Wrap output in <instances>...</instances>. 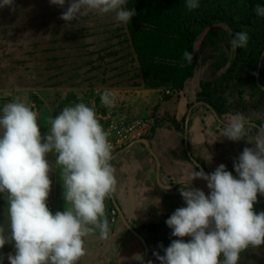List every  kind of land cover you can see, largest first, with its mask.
Listing matches in <instances>:
<instances>
[{"label": "rangeland", "instance_id": "obj_1", "mask_svg": "<svg viewBox=\"0 0 264 264\" xmlns=\"http://www.w3.org/2000/svg\"><path fill=\"white\" fill-rule=\"evenodd\" d=\"M221 1L235 15L232 24L214 22L194 43L193 51L185 32L190 14L185 0H129L128 8H135L137 14L127 24L118 23L112 14L99 13L65 22L59 17L67 2L61 8L51 5L49 0H15L14 10L0 8V110L18 97L37 112L42 137L50 128V117L55 118L64 108L78 103L96 111L105 131L112 122L138 119L148 124L146 136H151L160 126L172 124L175 117L182 121L183 129L161 132L165 137L175 138L177 154L184 158L186 117L193 107L189 120L190 142L196 141L198 148L190 145L191 155L205 163L210 172L220 164L226 165L227 160L234 165L243 149L254 145L247 138L234 142L221 136L224 125L236 114L256 126L264 124V18L254 12L255 6L264 4V0H254L253 4L249 0ZM211 30L220 34L218 43L201 48L203 36ZM238 31H246L250 37L247 47L243 48L245 58L239 59L234 75H226L238 54V48L233 49L231 45ZM185 50L194 54L191 64L183 58ZM198 56L202 59L200 82L195 78ZM207 82L216 87L218 96L239 103L232 112L221 115V121L211 108L199 103L205 101L202 84ZM105 91L112 96L110 106L101 104L100 94ZM157 121L161 122L159 126ZM256 136V128L250 129L248 139L254 141ZM47 159L53 166L47 205H54L60 166L55 163L54 154H49ZM187 164L200 171L190 158ZM185 174L182 172L180 177L185 178ZM187 175L191 177L190 172ZM193 182L196 188L209 194L206 181ZM111 206L105 217L111 223L109 235L113 239L107 248L106 241H98L97 252L102 249L98 264H120L116 256L114 262L106 261L107 251L116 253L124 237L117 232L119 219L112 221ZM185 206L181 195L168 194L149 208V220L140 226L133 222L149 245L146 264L149 261L160 264L153 253L165 254L164 241L171 244L174 239L185 242L191 239L172 236V230L165 223L177 208ZM253 210L264 211V195H257ZM7 215L5 196L0 194V225L7 223ZM83 239L85 243L86 237ZM122 250L124 258L130 256L128 248L122 247ZM0 253L5 256L3 264H9L7 254H15L14 242L6 243ZM98 256L94 257L93 264ZM82 257L77 264H81ZM143 261L144 247L138 264ZM238 264H264V245L243 251Z\"/></svg>", "mask_w": 264, "mask_h": 264}, {"label": "clouds", "instance_id": "obj_2", "mask_svg": "<svg viewBox=\"0 0 264 264\" xmlns=\"http://www.w3.org/2000/svg\"><path fill=\"white\" fill-rule=\"evenodd\" d=\"M66 2L59 17L65 22L99 13L127 24L137 14L135 8H128L129 0H49L61 8ZM4 7L14 10L15 0H0V8ZM185 7L195 10L200 0H185ZM254 12L264 18V4H257ZM249 39L246 31H238L231 45L245 48ZM183 58L191 64L194 54L185 50ZM100 100L105 106L113 104L108 91L100 94ZM0 111V194L8 212L7 223L0 225V249L14 242L15 254H7L9 264H77L85 255L84 237L95 229L101 238L109 233L104 201L117 186L109 133L96 111L84 103L50 117L43 137L37 112L18 97ZM252 128L257 130L254 141L248 139ZM221 136L234 142L247 138L254 147H245L234 161L238 178L220 164L211 174L193 170L190 179L179 181L186 185L179 190L186 206L177 208L165 223L172 236L191 239L172 240L162 256L154 252L160 264H238L243 251L264 245V211L253 210L257 194L264 195V124L256 126L236 114ZM49 154L60 166L63 197L71 205L55 214L47 205L53 171ZM196 179L207 182L208 195L185 183ZM4 259L0 253V264Z\"/></svg>", "mask_w": 264, "mask_h": 264}, {"label": "crops", "instance_id": "obj_3", "mask_svg": "<svg viewBox=\"0 0 264 264\" xmlns=\"http://www.w3.org/2000/svg\"><path fill=\"white\" fill-rule=\"evenodd\" d=\"M216 118L221 121L217 116ZM163 129H172L178 131L172 127H160L157 133H153L151 136L144 137L149 140V146L144 143H136L128 148V146L132 143L131 142L126 146V148H124V152L122 154L111 160V164L115 168V176L117 179L116 191L113 194L121 209L123 210L126 219L132 226L133 222H138L140 226V224H143L149 220V208L153 206L158 200H161L168 194L180 195V188L182 189L186 187V185L179 181L190 179L191 177H189L187 173L190 172L191 175L193 173V165L190 164L189 166L187 164V160L189 158L191 159V157L188 154L186 146H184L183 149L185 155L184 158L181 156L179 157L177 154L178 150L176 147L177 144L175 138L165 137V134L161 132ZM190 138H192V135L190 137L189 130L188 149L190 150V145L192 146V144L193 147L198 148L197 142H190ZM153 153L156 155V157ZM184 171L186 173L185 178L183 176L180 177ZM174 183L177 185L172 188L171 186ZM187 184L189 187H193L191 184ZM167 185H169V190L166 192L162 191V186ZM63 191L64 189L62 185V179L59 178L57 185L58 195L55 199L54 213H56V211H61L63 207L66 209L71 207L70 204L66 203L63 197ZM104 203L105 212L106 215H108V209L110 205H112L111 207H115L112 196L106 198ZM59 207H61V210ZM118 214L119 220L117 222V232L124 234V237L121 239L120 248L116 251V253H114L113 250L112 252L107 251L106 261L108 262L110 259V261L114 262V256H116L117 262L120 264H138L143 253L141 241L125 225L122 217L120 216V212ZM110 224L111 223L108 222L109 233L106 239L101 238L99 229H95L92 234L86 236L84 243V245H86V247H84L85 255L84 258L82 257L83 263L81 262V264H93V259L96 254L99 255L96 259V264L101 263V261L97 260L101 258V254L99 252L102 251V249L97 252V244L101 240H104L106 241L105 248H107L109 242L112 241L113 237L109 235L111 234ZM133 227L135 228V226ZM137 231L140 232L139 230ZM122 247L128 248L130 250V256L128 255L127 258H124L123 256Z\"/></svg>", "mask_w": 264, "mask_h": 264}, {"label": "trees", "instance_id": "obj_4", "mask_svg": "<svg viewBox=\"0 0 264 264\" xmlns=\"http://www.w3.org/2000/svg\"><path fill=\"white\" fill-rule=\"evenodd\" d=\"M249 1L253 4L254 0H249ZM200 5L202 6V8L200 6L199 8L190 11V14H188V19L186 21L188 25H186L185 27L188 46L193 51H194V43L200 40V36L203 34L204 30L207 27H209L216 21H227L232 24V21L235 18V15L231 14L230 10L227 8L229 6H227L224 1L200 0ZM218 39H220V34L218 32H214L213 30L207 32L203 36V39L201 41V48L207 45H216L219 41ZM240 58H245V51L243 48H238V54L233 64V67L228 70L227 72L228 74L226 75H234L235 73L234 70L238 65V63H240L239 61ZM183 86L184 84L181 83L180 87ZM202 88L204 93L203 99L210 105V107L214 108L217 111L219 116L232 112L235 106L239 105V103L234 99H228L223 96H218L216 87H213L210 82L202 84ZM167 120L169 119H165L164 121L167 122ZM158 121H157V126H159V124L161 123L160 122L158 124ZM171 123L172 124L166 127H172L178 131L183 129L182 128L183 123L178 118L173 117ZM201 164L204 165V163ZM225 166L227 171H230L232 172V174L237 176V173L234 170V166L231 165L230 162L227 161ZM169 245L170 242L168 241L163 242V248H167ZM221 259H223L222 256Z\"/></svg>", "mask_w": 264, "mask_h": 264}, {"label": "built area", "instance_id": "obj_5", "mask_svg": "<svg viewBox=\"0 0 264 264\" xmlns=\"http://www.w3.org/2000/svg\"><path fill=\"white\" fill-rule=\"evenodd\" d=\"M147 127L148 124L145 121L138 119L131 121L119 120L112 122L106 130V132L109 133L108 139L112 145V154L124 150V148H126L129 143L139 138L146 137L145 129ZM48 208L50 211H55L53 204H48ZM110 214L112 216L113 222H116L119 219L117 208L112 207Z\"/></svg>", "mask_w": 264, "mask_h": 264}, {"label": "water", "instance_id": "obj_6", "mask_svg": "<svg viewBox=\"0 0 264 264\" xmlns=\"http://www.w3.org/2000/svg\"><path fill=\"white\" fill-rule=\"evenodd\" d=\"M201 68H202V59H201V56H198V61H197V66H196V72H195V78L198 82H200V76H201ZM259 71V70H258ZM199 103H202L204 105H206L207 107L211 108L212 111L214 112V114L220 119V116L219 114L217 113V111L210 107V105L206 102V101H201ZM198 103H194L193 106H196ZM193 111V107L189 110L188 114H187V117H186V135H185V146L187 148V151H188V154L189 156L191 157V160L194 162L195 165H199V168L200 169H203V171L206 173V174H211L210 172H208L206 170V168L197 160L195 159L192 155H191V152L190 150L188 149V132H189V120H190V117H191V113ZM221 120V119H220ZM136 143H144L146 144L147 146L150 145V142L148 139L146 138H139L137 140H135L134 142H132L128 148H130L133 144H136ZM124 152V150H121L115 154H113V158H116L117 156H119L120 154H122ZM154 154V153H153ZM154 156L156 157V155L154 154ZM112 158V159H113ZM234 177L238 178L236 175H233ZM186 183H189L191 184L194 188H196L195 186V183L193 181L191 182H187L185 181ZM177 184L174 183L171 187H175ZM112 198H113V201H114V204H115V207L117 208V210L120 212V216L122 217L125 225L135 234V236L137 238H139V240L142 242L143 244V247H144V261L142 264H146L147 263V259H148V256H149V245H148V242L146 240V238L140 233L138 232L129 222L128 220L126 219L124 213H123V210L121 209L120 205L118 204L114 194L111 195Z\"/></svg>", "mask_w": 264, "mask_h": 264}, {"label": "flooded vegetation", "instance_id": "obj_7", "mask_svg": "<svg viewBox=\"0 0 264 264\" xmlns=\"http://www.w3.org/2000/svg\"><path fill=\"white\" fill-rule=\"evenodd\" d=\"M199 161V160H198ZM228 162H230L229 160H227ZM200 163H203V162H201V160L199 161ZM231 163V162H230ZM204 165H205V163H204ZM203 165V166H204ZM231 165H232V163H231ZM205 168H206V165L204 166ZM197 168H199V167H197ZM199 170H201L200 168H199ZM206 170L208 171V172H210L209 171V169L208 168H206ZM210 173H212V172H210ZM234 175V174H233ZM118 213H119V211H118ZM142 243V242H141Z\"/></svg>", "mask_w": 264, "mask_h": 264}]
</instances>
